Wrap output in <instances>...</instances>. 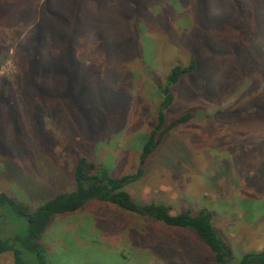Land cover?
Masks as SVG:
<instances>
[{"label":"rangeland","instance_id":"obj_1","mask_svg":"<svg viewBox=\"0 0 264 264\" xmlns=\"http://www.w3.org/2000/svg\"><path fill=\"white\" fill-rule=\"evenodd\" d=\"M129 1L105 0L101 7H85L93 24L84 29L87 37L78 55H87L99 45L106 54L98 55L99 65L80 75L87 76L82 84L87 86L88 98L71 94L53 101L36 98L35 103L30 96L34 91L28 89L23 104L26 112L42 117L46 131L40 133L32 127L14 128L0 106V194L37 208L61 190L74 189L76 159L87 154L116 178L137 177L127 191L139 204L164 203L173 214L210 211L215 231L232 248L235 259L263 251L264 123L247 117H214L216 110L228 107L236 97L196 98L197 87L187 75L173 91L168 124L189 111L192 119L175 126L159 149L142 162L145 144L157 125L154 112L164 100L160 90L172 68L187 65L189 55L180 42L170 39L172 34L162 33L168 27L165 0L150 3L144 21L142 12L132 11ZM188 2L187 7L169 2L181 14L175 28L185 43L197 29L198 0ZM222 2L206 3L216 10ZM134 22L137 28L132 30ZM139 31L151 38L142 45L143 55L129 47ZM19 61L16 46L3 42L0 87L4 77L10 81L16 77ZM22 64H27V58ZM203 74L210 76L211 70ZM52 81L54 88L58 84L65 88L67 80L62 76ZM80 103L89 110L76 106ZM6 219L4 239L7 234H24L18 230L23 219L15 214ZM40 242L47 264H208L211 253L193 231L142 220L100 201H89L76 213L57 215ZM13 262L11 253L0 255V264Z\"/></svg>","mask_w":264,"mask_h":264},{"label":"trees","instance_id":"obj_2","mask_svg":"<svg viewBox=\"0 0 264 264\" xmlns=\"http://www.w3.org/2000/svg\"><path fill=\"white\" fill-rule=\"evenodd\" d=\"M104 1L0 0V46L3 42L11 41L20 58L16 77L11 81L4 77L0 87V106L9 115L14 128L21 130L32 127L39 133L40 130L46 131L42 117H34L25 111L23 103L27 97H24L30 88L34 91L30 95L34 101L36 98L53 101L71 94L79 98L81 96L82 99L88 98L87 86L82 84L87 76L81 78L80 75L85 69L99 65L96 61L98 55L106 54L99 45L95 49L91 48L87 55H78L80 44L87 37L84 29L93 24L88 18L91 12L86 11L85 7L89 9L94 4L101 7ZM170 1L173 0H165L168 27L163 28L162 33L172 34L170 39L180 42L189 60L186 66L177 65L172 68L166 77L165 87L160 90L164 100L154 112L157 125L145 144L142 162L159 149L165 136L175 126L192 119L193 112L189 111L182 113L181 118L174 123L168 124L169 110L175 101L173 91L186 81L187 75L191 79L189 81L197 87L196 98L205 99L206 95L211 100L225 101L236 97L226 107L228 110H216L215 118L247 117L264 123V0H223L216 10L210 7V3H206L207 0H198L195 8L197 29L186 43L183 35L179 30L177 34L175 28H178L181 14L176 12ZM175 1L184 7L189 4L188 0ZM152 2L154 0H130L128 5L134 7L132 11H141L140 16L144 21L146 8ZM133 24L132 30L137 28L135 22ZM213 28L216 29L211 31ZM33 32L35 38L26 42ZM146 34L139 31L137 38L129 43L132 53H143L145 39H151ZM57 47L61 51H57ZM24 58H27V64L23 66ZM207 64L211 67H206ZM203 66L211 70L210 76L203 74ZM62 76L67 80L65 88L61 84L54 88L52 80ZM40 77L42 81L37 82ZM157 86L162 85L159 83ZM76 106L89 110L85 103ZM262 138L264 143V136ZM87 156L76 159L72 173L74 189L61 190L37 208L31 209L0 194V255L11 253L13 264H47L46 251L40 241L55 217L76 213L89 201H100L139 216L142 220L195 232L211 252L209 258H206L208 264H264V250L246 253L235 259L232 248L215 231L210 211L204 209L194 214L187 210L173 214L171 207L164 203L139 204L127 191L129 184L135 182L137 177L116 178ZM9 214H15L25 221V227L21 223L17 227L24 234H7L4 239L2 229L6 228Z\"/></svg>","mask_w":264,"mask_h":264}]
</instances>
